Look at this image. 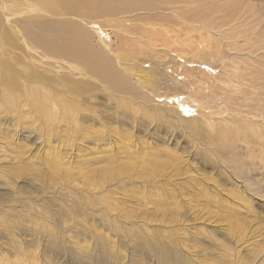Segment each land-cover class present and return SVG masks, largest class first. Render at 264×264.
Instances as JSON below:
<instances>
[{
    "label": "rangeland",
    "instance_id": "1",
    "mask_svg": "<svg viewBox=\"0 0 264 264\" xmlns=\"http://www.w3.org/2000/svg\"><path fill=\"white\" fill-rule=\"evenodd\" d=\"M172 1L148 18L62 16L130 90L23 38L0 49V264H160L152 247L173 264H264V138L249 154L234 133L260 121L264 0ZM214 53L242 89L231 72L215 82Z\"/></svg>",
    "mask_w": 264,
    "mask_h": 264
},
{
    "label": "bare ground",
    "instance_id": "2",
    "mask_svg": "<svg viewBox=\"0 0 264 264\" xmlns=\"http://www.w3.org/2000/svg\"><path fill=\"white\" fill-rule=\"evenodd\" d=\"M172 2V0H0V13L5 14L6 17L11 16L6 22L2 20L3 18L0 16V42L3 45L0 49L4 54L9 51L6 45L16 47L19 45L17 39L23 38L27 42H31L32 48L37 47L46 54L66 58L78 64L91 75L96 76L113 89L122 91L130 90L129 84L119 72L111 66L110 60L86 44V38L89 37H86V30L76 22L62 16L86 17L89 11H87V9L89 7H94V11L98 15L119 13L130 16L134 13L137 14L135 16L137 18H148L152 12L171 10L172 6L170 5H172ZM213 56L215 58L214 60L218 62L216 64L220 63L219 65L221 67V70L216 73L217 76L214 77L215 82L218 83L221 81L222 74L228 75V73L231 72L232 80L236 81L234 89H242V85L239 83L240 79H235V73L229 71L227 68V66L230 65L228 58L219 53H214ZM204 68L203 72L205 74L214 70L209 66H207L208 71H205ZM187 70L192 69H189V67L185 68V71ZM6 71H12V69L7 65ZM195 75L193 76L191 74L193 80L186 79L183 85L193 86V91H195V93L191 95L197 96L198 93H201L202 84H204L205 81L200 83L201 80L199 78L197 79ZM208 76L211 77V74H208ZM194 81H196L198 85H195ZM4 82H7L6 78H4ZM250 84L253 83L251 82ZM261 94L262 93L259 91L258 95L260 96ZM214 95L217 102L220 101L218 103L225 107V96L222 94L218 97L219 94L217 93ZM189 96L190 95H187L185 98H189ZM203 97L205 102L207 95ZM257 100L259 106L258 117L260 121H255L254 118H246V123L243 124L241 131L239 130L238 132L236 130V132H234L238 137L239 135L243 136L240 143L247 148L249 154L253 153V151L255 154L258 136L264 138V97L257 98ZM194 101L198 100L194 98ZM44 102V100L41 101V103ZM198 102L201 103V101ZM164 104H162V106ZM180 104H183V102ZM201 105H204V103ZM233 121L234 118H232L231 121L232 125ZM233 127L234 126H232V128ZM134 249L136 253L133 256L143 251V248L139 247H134ZM152 252L155 259L160 262V264H173L172 256L165 249L152 247Z\"/></svg>",
    "mask_w": 264,
    "mask_h": 264
}]
</instances>
